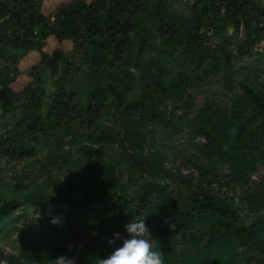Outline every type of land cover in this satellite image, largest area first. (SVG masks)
<instances>
[{
  "label": "trees",
  "instance_id": "obj_1",
  "mask_svg": "<svg viewBox=\"0 0 264 264\" xmlns=\"http://www.w3.org/2000/svg\"><path fill=\"white\" fill-rule=\"evenodd\" d=\"M43 1L0 0V45L20 52L0 58L16 63L36 51L44 68L58 77L46 102L43 92L36 95L28 86L29 102L17 104L21 92L9 87L12 78L0 86V157L36 156L32 142L48 132L75 138L82 133L92 143L115 142L124 170L148 174L132 175L133 187L90 186L87 179L101 167L113 180L119 164L97 158L74 170L68 187L1 197L0 240L16 233L21 245L15 254L0 249V264H52L66 256L65 239L80 241L77 230L94 239L81 244L74 264H97L122 245L109 244L113 233L126 238L124 226L137 216L145 218L165 264H264V216L241 224L245 213L264 209V175L253 178L264 168V88L242 81L229 105L211 100L201 106L192 103L187 88L209 63L214 66L221 57L225 67L229 61L223 49L217 57L205 44L208 29L227 24L238 30L244 24L248 41L264 37L261 0H194L183 13L170 8V0H70L50 16L41 10ZM48 37L70 41L76 57L60 50L46 54ZM75 77L84 84L68 89ZM168 103L183 114L168 111ZM106 115L117 119L119 133L110 127L94 132ZM176 123L187 125L192 141L200 140L191 158L198 176L192 184L181 179L183 191L164 170V156L144 150L149 129ZM68 152L59 154L65 159ZM221 172L226 186L240 189L238 205L214 187ZM101 211H109L113 221L86 225ZM56 217L62 226L51 223Z\"/></svg>",
  "mask_w": 264,
  "mask_h": 264
},
{
  "label": "rangeland",
  "instance_id": "obj_2",
  "mask_svg": "<svg viewBox=\"0 0 264 264\" xmlns=\"http://www.w3.org/2000/svg\"><path fill=\"white\" fill-rule=\"evenodd\" d=\"M68 1L70 0H44L41 4V10L45 15L50 16L60 4ZM193 2L194 0H170L169 6L173 10L183 13V9L190 10V5ZM261 3L264 4V0H261ZM225 25L222 29L218 27L208 29L205 33V44L214 49L217 57L220 55V50L223 49L222 52L225 51L228 55L229 61H226L228 63L224 67L222 66L225 63L224 60L221 57L217 58L214 66L209 63L199 78H193L187 86L193 100L192 103L198 106L211 100L229 105L231 103L229 96L239 93V84L242 81L252 82L256 85L261 83V87L264 88V37L255 43L257 37H251L250 35L254 42L248 41L244 24H241L238 30H234L230 25ZM43 50L48 55L54 50H60L72 59L77 55L76 49L70 41H56L52 37L46 39ZM19 54V51L12 50L7 45H0V56ZM33 67H36V69L32 70ZM11 78L12 81L9 87L17 93L21 92L17 104L29 102V94H24L25 88L28 86L36 88V95L43 92L41 96L46 102L49 93L52 91L53 82L58 80L57 76H51L49 71L40 63V56L36 51L28 52L16 63L10 57L0 58V86ZM83 84L84 82L80 80V77H75L69 82L68 89L73 86L80 88ZM165 107L174 114L178 108L173 107L171 103H168ZM181 114H183L181 110H178L175 116ZM1 116L2 109L0 107V124L2 125L4 121ZM107 127H110L115 133H119L117 119L111 115L103 117L97 123L94 132L99 133ZM149 130L148 138L144 134L146 140L145 152H155L164 156V160H166L164 161V170L172 173L171 178L176 179L177 186L183 191L184 182H180V180H190L192 184L198 176L191 158H193L192 153L194 152L193 144L199 143V138H196L195 141L188 138L189 131H187V125L183 123H176L175 127L151 128ZM72 135L60 131L57 133L48 132L44 137H38L32 142L37 151L34 157L14 159L8 156L0 157V198H12L19 195L22 197V195L25 196L32 192L51 190L56 187H68L66 179L70 178L72 180L73 175H75L74 170L80 169L87 162H91V165L94 164L97 158L98 162L100 160L106 163H116L118 161L119 164L113 168V180L106 175V171L101 167L102 171L95 172L87 179L88 182H92L90 186L102 184L104 189L109 187L110 189H116L120 184H125L128 187H133L135 179L132 178V175L137 176L143 173L146 176L148 174V171L139 170L138 168L133 169L131 172L124 170L123 158L118 155L117 151L115 152V142L100 145L87 140L82 133H78L76 138ZM67 150L69 155L63 159L59 153L65 154ZM54 152L59 153L56 155ZM223 172L225 173V171ZM224 173L221 172L217 175L220 183L214 184L217 182L215 181L213 183L214 187L218 192L229 195L233 198V202L238 205L237 196L240 194V189L235 186H226L224 184ZM263 175L264 168L259 167L257 172L253 174V178L258 179ZM168 182H170L169 178ZM83 188L89 189L88 185L85 184ZM240 211L242 213L241 208ZM261 216H264V209L257 214L245 213L241 219V224L247 226ZM87 219L88 223L86 225H96L101 220L113 221L109 211L94 213ZM76 232V236L79 235L81 238L79 242L69 239L64 240L67 247L66 256L74 259V261L81 244L94 239L93 234L86 233L84 236V230H77ZM120 236L124 238L121 233ZM20 245L21 239L16 233L0 240V249L6 255L15 254Z\"/></svg>",
  "mask_w": 264,
  "mask_h": 264
},
{
  "label": "clouds",
  "instance_id": "obj_3",
  "mask_svg": "<svg viewBox=\"0 0 264 264\" xmlns=\"http://www.w3.org/2000/svg\"><path fill=\"white\" fill-rule=\"evenodd\" d=\"M141 217L137 216L124 226L126 238H122L118 232L113 234L114 239L109 244L121 240L122 245L115 247L107 257L98 259L97 264H165L164 255L154 250L150 230L145 218ZM51 223L62 226V220L58 217L53 218ZM52 264H74V259L62 255L52 260Z\"/></svg>",
  "mask_w": 264,
  "mask_h": 264
}]
</instances>
